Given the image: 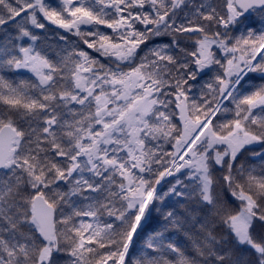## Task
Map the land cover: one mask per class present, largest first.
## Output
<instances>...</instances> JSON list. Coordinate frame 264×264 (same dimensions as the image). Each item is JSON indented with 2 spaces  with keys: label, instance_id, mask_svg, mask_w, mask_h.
Segmentation results:
<instances>
[{
  "label": "snow or ice",
  "instance_id": "1",
  "mask_svg": "<svg viewBox=\"0 0 264 264\" xmlns=\"http://www.w3.org/2000/svg\"><path fill=\"white\" fill-rule=\"evenodd\" d=\"M0 264H264V0H0Z\"/></svg>",
  "mask_w": 264,
  "mask_h": 264
}]
</instances>
